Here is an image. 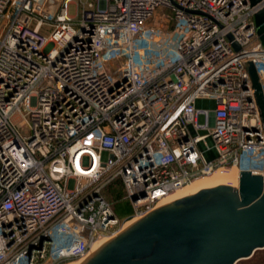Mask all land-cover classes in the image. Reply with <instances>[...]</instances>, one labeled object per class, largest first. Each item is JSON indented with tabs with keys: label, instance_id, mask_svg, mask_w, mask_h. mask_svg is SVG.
Wrapping results in <instances>:
<instances>
[{
	"label": "built area",
	"instance_id": "built-area-1",
	"mask_svg": "<svg viewBox=\"0 0 264 264\" xmlns=\"http://www.w3.org/2000/svg\"><path fill=\"white\" fill-rule=\"evenodd\" d=\"M262 7L0 0V264L83 261L198 178L264 175L251 78L225 38L248 53L264 95Z\"/></svg>",
	"mask_w": 264,
	"mask_h": 264
},
{
	"label": "water",
	"instance_id": "water-1",
	"mask_svg": "<svg viewBox=\"0 0 264 264\" xmlns=\"http://www.w3.org/2000/svg\"><path fill=\"white\" fill-rule=\"evenodd\" d=\"M257 6L262 0H249ZM264 52V7L254 14ZM264 132V95L255 64L235 38ZM218 185L160 206L125 227L80 264H236L264 249V175L240 171Z\"/></svg>",
	"mask_w": 264,
	"mask_h": 264
},
{
	"label": "bare ground",
	"instance_id": "bare-ground-1",
	"mask_svg": "<svg viewBox=\"0 0 264 264\" xmlns=\"http://www.w3.org/2000/svg\"><path fill=\"white\" fill-rule=\"evenodd\" d=\"M239 172L235 169H229L228 171H218L215 172L209 176H204L201 178L196 179L195 181H192L187 186H184L183 188L179 189L176 193H174L169 199L167 203L173 202L177 199L198 193V191L206 188H212L216 187L218 185H232L235 187H238L239 185ZM136 220H130L126 223L125 227H128L132 223H134ZM110 238H105L98 242L90 251V254L95 252L99 247H101L106 241H108ZM89 254V255H90ZM80 262H71L69 264H80Z\"/></svg>",
	"mask_w": 264,
	"mask_h": 264
},
{
	"label": "rangeland",
	"instance_id": "rangeland-1",
	"mask_svg": "<svg viewBox=\"0 0 264 264\" xmlns=\"http://www.w3.org/2000/svg\"><path fill=\"white\" fill-rule=\"evenodd\" d=\"M70 11L72 15L75 14L76 6L71 5ZM196 106L198 109L201 108L202 110H212L215 106V102L214 100H209V99H199L196 102ZM199 121L201 123L205 122V118L203 115L199 118ZM74 185H75L74 180H71L68 184L70 189H73ZM122 196H124V191L122 188L117 187V186L113 187L112 193L109 195V197L115 200L116 202L115 209H116L117 215L120 217H125L131 212V207L126 201L121 200ZM69 263L71 262L64 263V264H69ZM236 264H264V249L256 251L255 255H253L252 258L241 260L237 262Z\"/></svg>",
	"mask_w": 264,
	"mask_h": 264
}]
</instances>
